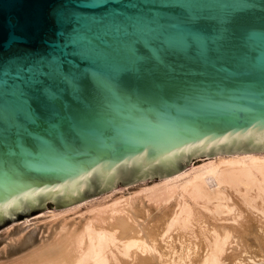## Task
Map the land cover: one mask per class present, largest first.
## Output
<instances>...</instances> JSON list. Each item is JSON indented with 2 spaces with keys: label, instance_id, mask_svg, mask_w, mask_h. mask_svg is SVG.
<instances>
[{
  "label": "water",
  "instance_id": "obj_1",
  "mask_svg": "<svg viewBox=\"0 0 264 264\" xmlns=\"http://www.w3.org/2000/svg\"><path fill=\"white\" fill-rule=\"evenodd\" d=\"M262 151L264 0H0V228Z\"/></svg>",
  "mask_w": 264,
  "mask_h": 264
},
{
  "label": "bare ground",
  "instance_id": "obj_2",
  "mask_svg": "<svg viewBox=\"0 0 264 264\" xmlns=\"http://www.w3.org/2000/svg\"><path fill=\"white\" fill-rule=\"evenodd\" d=\"M137 189L88 202L77 222L53 224L78 205L51 212L47 235L0 264H264V151L213 156Z\"/></svg>",
  "mask_w": 264,
  "mask_h": 264
},
{
  "label": "rangeland",
  "instance_id": "obj_3",
  "mask_svg": "<svg viewBox=\"0 0 264 264\" xmlns=\"http://www.w3.org/2000/svg\"><path fill=\"white\" fill-rule=\"evenodd\" d=\"M211 157L213 156L191 157L187 166L184 169H186L191 164L194 165L202 164L203 162H205L206 159ZM160 180L161 179H147V180H140L132 183H127L106 190L99 194H96L80 202L58 209L50 207V205L54 206L53 201L51 200L46 201L45 202L46 208L44 210L28 216L27 219L14 220L0 228V262H9L11 259L15 258V256L17 257L18 255H21L24 252H26L29 248H31L30 246H33L34 244L36 245V243L39 242L41 236L43 235L46 236L49 230H46L43 225H48L49 222L51 221L49 217L51 212L53 211L59 212L67 207L78 205L75 209L64 212L63 214L58 216L55 222H53V224L59 222V220L62 218H65L66 223H70L72 221L77 222L81 213L86 214V205L88 202L99 199L103 195H108V194L109 196L105 200L110 202L111 198H115L121 195H128L130 192L138 190L137 188L139 186L140 187L150 186L154 183L159 182ZM151 210L153 209L151 208ZM153 211L155 212V210ZM18 238L19 240H17Z\"/></svg>",
  "mask_w": 264,
  "mask_h": 264
}]
</instances>
